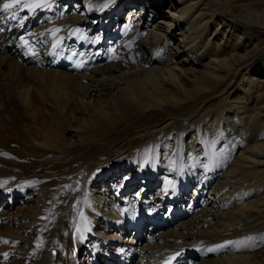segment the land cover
<instances>
[{
    "label": "bare ground",
    "instance_id": "6f19581e",
    "mask_svg": "<svg viewBox=\"0 0 264 264\" xmlns=\"http://www.w3.org/2000/svg\"><path fill=\"white\" fill-rule=\"evenodd\" d=\"M123 1L0 11V264H264V0Z\"/></svg>",
    "mask_w": 264,
    "mask_h": 264
},
{
    "label": "rangeland",
    "instance_id": "374dc122",
    "mask_svg": "<svg viewBox=\"0 0 264 264\" xmlns=\"http://www.w3.org/2000/svg\"><path fill=\"white\" fill-rule=\"evenodd\" d=\"M136 0H134V2H135ZM68 3V2H67ZM122 4H127V5H129L130 4V2H129V0H124L123 2H122ZM121 4V5H122ZM132 4H134V5H136V6H138V7H141L140 5H138L139 3H137V4H135V3H132ZM73 5H74V3H73ZM120 5V6H121ZM154 6V7H153ZM153 6H152V8L154 9L155 8V10H157V16H153V17H151V18H148L145 22L146 23H144V24H141V23H139L138 24V26H139V28L140 29H145L147 26H149L148 28H150V27H156V26H158L160 23L158 22L159 20L161 21V20H163V21H165L166 23H168V22H170L171 21V19L172 18H174L175 20L177 19V16H178V13L176 12V10L175 9H173V8H171V6H170V2H169V0H156L155 1V3L153 4ZM125 12H124V14H123V17L120 15V16H118V12H115L114 13V15H113V17H115L114 19H113V21H111V23H109V25H108V27H106V29H107V32H108V36L104 39L105 40V42H109L110 40H111V38H112V36H114V35H116V34H118L119 33V31L123 28L122 26H125V24L126 25H129L130 24V21H131V17L133 16V14L135 15V10L134 9H132V8H129L128 6H126L125 7ZM133 11V12H132ZM137 12H136V15L137 16H139L140 14H138L139 13V11H141V9H138V10H136ZM159 12V13H158ZM142 14V13H141ZM137 16L135 17V18H133L132 19V24H137L138 23V21H137ZM91 17H93V16H91ZM97 17V16H96ZM122 17V18H121ZM171 17V18H170ZM93 18H95V17H93ZM121 18V19H120ZM120 19V20H119ZM111 25V26H110ZM100 26H102V29L104 28V26L103 25H100ZM109 26H110V30H109ZM96 27H97V25H96ZM95 27H93V29H94ZM147 29V28H146ZM118 32V33H117ZM112 33V34H111ZM110 37V38H109ZM183 37V32L182 31H180V29H177V30H175V32H174V39H175V41L176 42H179L180 43V41L183 39L182 38ZM108 38V39H107ZM262 56H264V40L262 41V44H261V47H260V49H259V54H258V56H257V58H261ZM148 186H149V184L148 185H144L143 183H142V178L141 179H139V181H137L136 183H135V186H132V187H130V188H132V190L134 191V192H136V193H139L141 190H143V189H141L142 187L143 188H148ZM134 187H137L135 190H134ZM130 188L128 189V190H130ZM138 188H140L139 190H138ZM196 188V187H195ZM195 188H191V189H189L187 186H184L183 188H182V190L183 191H185V192H187L188 193V195H190L191 196V198L192 197H195L196 198V195H194V190H195ZM146 189H144L143 190V192H142V195H144V191H145ZM192 192H193V194H192ZM150 193V192H149ZM155 193V192H154ZM193 195V196H192ZM171 204V203H170ZM145 235H146V237L149 235V232H146L145 233Z\"/></svg>",
    "mask_w": 264,
    "mask_h": 264
},
{
    "label": "snow or ice",
    "instance_id": "6c2138e0",
    "mask_svg": "<svg viewBox=\"0 0 264 264\" xmlns=\"http://www.w3.org/2000/svg\"><path fill=\"white\" fill-rule=\"evenodd\" d=\"M19 3H20V0H12V2H10V3H3L2 10H0V11H2V12H4V13H8L9 10L15 8L16 5L19 4ZM40 6H41L40 3H34V4H31V5H29V4H25V5H24L25 8H29V9H31L32 7H40ZM48 7H51V5L49 4ZM8 18H10V19H12V20H16V19H17L16 13H15V12H12L11 16L8 17ZM22 19H23V18H21V20H22ZM56 31H60V30L57 29ZM27 43H28V42L25 41V44H27ZM53 47L55 48L56 45H53ZM54 54H55V53H54ZM73 55H75V53H73ZM251 239H252V238H249V240H251ZM242 243H243V242H242ZM224 247H226V245H223V244L217 246V248H224ZM212 250H213V249H209V251H212Z\"/></svg>",
    "mask_w": 264,
    "mask_h": 264
}]
</instances>
